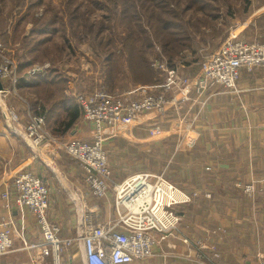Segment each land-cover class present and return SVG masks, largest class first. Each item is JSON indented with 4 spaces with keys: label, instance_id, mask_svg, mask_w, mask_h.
Here are the masks:
<instances>
[{
    "label": "crops",
    "instance_id": "1",
    "mask_svg": "<svg viewBox=\"0 0 264 264\" xmlns=\"http://www.w3.org/2000/svg\"><path fill=\"white\" fill-rule=\"evenodd\" d=\"M241 3L240 15L238 9H233L226 17L223 26L225 37L231 35L237 39L264 42V0H241ZM234 17L240 21L236 20L238 22L233 25ZM44 40L37 46L34 42V56L48 45ZM185 63L187 65H184L186 67L181 74L186 76L191 72L193 77H197L200 69L191 68L189 61ZM29 66L25 61H18L19 80L14 91L9 82L3 83L12 90L11 95L3 97L4 102L17 106L24 124L30 114L43 112L45 106L47 128L54 136L64 141H91L93 125L83 120L74 90V81L80 83L75 85V89L88 88L81 86L84 76L70 72L62 74L54 68L55 80L47 74L45 78L30 77L27 73ZM131 80L130 77L127 85L118 89V94L132 93L134 88L152 85ZM238 88L239 92L222 87L209 89L192 110L183 107L176 113L177 131L182 132L185 138L180 153L190 158L189 163L198 164L201 169L204 165L210 166V171L202 173L205 185L199 183L182 189L192 193L195 188L204 186L210 198L199 197L192 204L178 206L184 214L179 232L159 242L154 247L153 256L136 264L264 263V70L243 69ZM154 113H144L139 119L124 122L116 129H104V149L114 182H122L134 173L151 168L146 166V162L155 161L153 147L163 151V141L167 137L162 133L172 131L174 127L159 115L153 117ZM28 170L34 171L48 186L50 221L60 226L61 236L76 240L74 246L65 251L64 261L83 264V246L78 239L83 217L90 208L93 223L114 218L112 190L103 200L91 195L84 201L73 199L78 195L75 189L82 186L80 166L70 160L58 143H47L40 149H32L8 126L0 107V217L10 213L1 197L3 179L11 184L17 173ZM238 181L245 184L256 181L255 196L250 197L238 189ZM12 207L23 239L15 238L13 249L0 256V264H52L50 257L38 262L32 260L24 246L30 242H41L40 227L28 208L14 203Z\"/></svg>",
    "mask_w": 264,
    "mask_h": 264
},
{
    "label": "built area",
    "instance_id": "2",
    "mask_svg": "<svg viewBox=\"0 0 264 264\" xmlns=\"http://www.w3.org/2000/svg\"><path fill=\"white\" fill-rule=\"evenodd\" d=\"M155 47L159 55L152 61V66L163 75V83L139 86L132 93L121 95H112L105 89L75 94L83 120L93 125L91 141L56 138L47 128L46 116L40 112L30 114L24 124L15 108L3 111L8 126L32 149L58 143L70 160L80 166L82 186L75 189L78 195L73 199L84 201L91 195L103 200L110 190L114 192L116 215L106 222L93 223L92 209L84 204L88 212L83 217V228L78 236L83 246V264H136L150 258L159 242L179 232L182 217L175 208L191 203L198 196L196 192L193 195L185 192L163 173L138 172L122 182H114L104 149V129H116L124 122L139 119L145 112L165 116L170 108L180 112L186 107L190 111L200 104L209 89L222 87L239 92L238 80L243 69L264 70V42L259 40L236 39L230 35L201 63L197 77L181 75L179 65H170L161 48ZM6 52L0 44V79L11 80L14 88L19 80L17 66L6 58ZM177 63L182 64L183 61ZM50 65L49 62L34 65L28 76H45ZM8 93L9 90L3 86L0 97ZM2 185L1 197L10 213L0 217V256L13 249L15 238L23 239L11 211L14 203L28 208L41 230V242H30L24 246L32 260L38 262L50 257L52 264H71L64 261V254L76 240L61 236L60 226L50 221V192L46 182L28 170L17 173L11 184L3 179ZM253 188L246 186L245 191L252 193Z\"/></svg>",
    "mask_w": 264,
    "mask_h": 264
},
{
    "label": "rangeland",
    "instance_id": "3",
    "mask_svg": "<svg viewBox=\"0 0 264 264\" xmlns=\"http://www.w3.org/2000/svg\"><path fill=\"white\" fill-rule=\"evenodd\" d=\"M21 1L0 0V34L4 30L10 36L16 33L15 29L20 27L19 18L29 12L22 22L24 27L22 24L17 33L21 36L23 34L31 35L30 37L33 36V38L38 36L43 40L47 39L44 41L48 44L38 54L40 60L33 62L29 70L34 65L49 62L51 64L49 70L56 68L62 71V74L70 72L76 73V76L83 75L85 80L81 86L88 88L75 89V85L79 82L74 81L76 94L105 89L117 95L118 89L125 87L130 77L138 80L142 77L143 79L140 80L146 81L145 83L155 78L158 85L163 83V75L152 66V61L159 55L156 45L161 48V53L169 62L171 60L173 64L179 65L180 73L186 67L184 66L187 65L184 63L186 61L190 62L188 64L191 68L201 71V63L210 54L216 52L225 38L230 36L225 37L223 30L229 11L238 9L237 13L240 15L242 12L239 11L243 8L241 0H41L35 9L30 11L28 10L30 0H24L25 5L21 4ZM233 19L235 21L233 25L240 21L238 17ZM34 28L38 29L33 33ZM42 28L46 29L44 32L46 35L39 33ZM157 29L161 30L157 31ZM130 38H133L138 47L143 50L148 66L154 71V76L148 71L146 74L145 70L138 74L130 71L123 56L125 42H130ZM109 39H111L110 42ZM162 41L163 43L169 41L167 53L161 46ZM0 44L6 48V58L17 66L18 76V59L23 54L19 40L15 42L9 40L7 43L0 42ZM105 44H111L115 62L110 65L107 63V54L104 51ZM183 49L184 51L181 52L180 50ZM179 51L180 53L176 55ZM180 61L183 63L178 64L177 62ZM189 74L186 76L193 77L191 72ZM5 81L9 82L13 90L11 80H2V84ZM4 88L9 90L7 95H11L12 90L6 86ZM4 98L0 97L2 111L15 108L19 113L17 106L4 102ZM152 113L154 112H145V114ZM176 113L177 110L174 108L168 116L154 113L153 117L159 115L174 129L162 133L167 137L163 141V151L161 152L159 147H153L155 161L150 164L146 162V166L151 168L144 171L163 173L168 180L181 188L204 184L202 173L210 171V166L204 165L201 169L198 164L189 163L190 158L180 153L185 138L182 132L177 131ZM55 137L57 138L56 135ZM246 186H253L254 191L246 192ZM236 187L250 197H254L257 192L256 181L246 184L238 181ZM195 189L189 194L193 195L196 192L198 196L188 204H192L199 197L205 200L210 198L206 187L200 186ZM110 194L114 198V192ZM175 210L183 221L184 214L180 208L177 206Z\"/></svg>",
    "mask_w": 264,
    "mask_h": 264
},
{
    "label": "trees",
    "instance_id": "4",
    "mask_svg": "<svg viewBox=\"0 0 264 264\" xmlns=\"http://www.w3.org/2000/svg\"><path fill=\"white\" fill-rule=\"evenodd\" d=\"M20 1V0H18ZM39 3H41V0H30L29 1V4H28V10H33L35 9ZM21 4L25 5V1L22 0L21 1ZM29 14V12L23 14V16H21L18 20V25L20 23V27L22 26V22L26 19V16ZM48 25V24H47ZM19 27V28H20ZM23 27H24V24H23ZM19 28H17V30H19ZM40 28V27H39ZM2 29L4 30V25L2 26ZM38 29V28H37ZM37 29H33V33L37 30ZM17 30L15 29L16 33L14 32V34H12V36L6 34L5 30L2 31V33L0 34V42L2 43H7L9 42V40L15 42V41H18L20 42V48L22 50V55L20 57L19 62H23L25 61V64L27 65H32L33 62L37 61L39 58H40V55H37L33 54L34 50H35V47H34V42L36 43V46L41 43L43 40H40V39H35L32 37H30L29 35H23L21 36V34L19 35L17 33ZM161 29H157V31H160ZM46 29L42 28L41 30H39V32H45ZM154 35V34H153ZM111 41V39H109V42ZM107 42V43H109ZM163 43V41H162ZM168 44H169V41L163 43L161 46L164 47V52L167 53L166 51V48L168 47ZM111 44H105L104 45V51L106 52L107 54V63L110 65V64H113L115 61L113 60V53H112V50H111V47H110ZM26 49H27V52H26ZM168 49V48H167ZM181 52L184 51L183 50H180ZM180 51L176 54L178 55L180 53ZM123 56H125V60L127 61V65L130 69V71H133L136 72V74L142 72V71H146V74H147V71L150 73V75L154 76V71L152 70V68L150 66H148V62L145 58V55H144V52L143 50H141L139 47H138V44L134 42V39L133 38H130V42H125V45H124V49H123ZM33 55V56H32ZM169 61V60H168ZM170 65L172 66H178V65H175L176 63H172L171 60H170ZM185 63V62H184ZM20 65H22L20 63ZM29 66V68H30ZM55 71L56 69H50L47 73L46 76H49L51 75L54 80H55V77H56V74H55ZM46 76H43L44 78ZM140 79H143L142 77L138 79H134L132 77V80L133 82H138V83H145V82H142L143 80H140ZM150 82L149 84H156L158 81L155 80H151V81H148ZM147 82V83H148ZM45 109V106H43V112H40L42 114H44L46 116V120H47V112L44 110ZM75 116V115H74ZM73 116V117H74Z\"/></svg>",
    "mask_w": 264,
    "mask_h": 264
},
{
    "label": "water",
    "instance_id": "5",
    "mask_svg": "<svg viewBox=\"0 0 264 264\" xmlns=\"http://www.w3.org/2000/svg\"><path fill=\"white\" fill-rule=\"evenodd\" d=\"M3 90V84H2V81L0 79V91Z\"/></svg>",
    "mask_w": 264,
    "mask_h": 264
}]
</instances>
